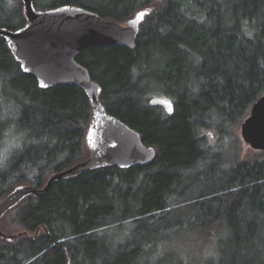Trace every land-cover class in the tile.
Listing matches in <instances>:
<instances>
[{"label":"trees","instance_id":"16d2710c","mask_svg":"<svg viewBox=\"0 0 264 264\" xmlns=\"http://www.w3.org/2000/svg\"><path fill=\"white\" fill-rule=\"evenodd\" d=\"M16 1L0 0V26L26 23ZM34 1L122 23L150 9L134 49L93 47L77 60L101 85L107 111L138 130L156 157L146 166L95 168L27 196L0 221L8 234L28 232L0 237V264H147L164 235L187 224L222 237L220 259L209 264H264V151L242 159L237 133L264 95V0ZM0 89L17 109L4 120L0 107V141L12 127L27 135L0 171V200L19 184L43 187L52 172L90 155L85 91L40 88L3 37ZM153 96L170 98L174 113L150 104ZM125 221L134 223L129 236L115 238ZM174 260L190 264L180 254Z\"/></svg>","mask_w":264,"mask_h":264},{"label":"water","instance_id":"95a60500","mask_svg":"<svg viewBox=\"0 0 264 264\" xmlns=\"http://www.w3.org/2000/svg\"><path fill=\"white\" fill-rule=\"evenodd\" d=\"M21 1L26 23L17 29L0 26V37L6 40L21 70L33 75L40 88L68 84L85 91L92 105V118L86 133L90 155L64 170L52 172L43 187L15 186L0 200V221L27 196L45 195L57 180L104 166H146L156 157V149L144 143L138 130L107 111L101 100V85L77 60L83 51L93 47L120 45L134 49L141 24L150 9L138 10L122 23L74 4L41 9L36 7L34 0ZM149 103L165 107L170 115L174 113V103L168 97L153 96ZM240 135L250 148L264 151V95L255 101L250 114L243 120ZM23 235L28 232L8 234L0 229V237L8 241Z\"/></svg>","mask_w":264,"mask_h":264},{"label":"rangeland","instance_id":"374dc122","mask_svg":"<svg viewBox=\"0 0 264 264\" xmlns=\"http://www.w3.org/2000/svg\"><path fill=\"white\" fill-rule=\"evenodd\" d=\"M12 1L13 3L17 2L16 0ZM49 3L50 0H44L41 5L48 6ZM1 92L2 90L0 89V107L3 114L2 118L4 120H12L15 118L14 115L17 109L10 103V101L3 100L1 98ZM237 133L243 146L242 159L249 158L254 153H259V151L253 150L244 143L240 135V130ZM210 134L212 135L211 141L216 143L218 141L217 136L212 132ZM26 136V132H20L18 128L15 127L7 130L3 140L0 141V171L9 164V158L12 155L13 149H17L16 146H18V143H21L22 139ZM34 173V170H31L28 176L32 177ZM133 226L134 223L132 221H125L120 226L113 228L114 231L111 233L114 234L115 238H117L118 233L119 237L126 238L129 236ZM214 228L215 227H210L211 230H209L207 236L204 235V233L197 227L187 224L181 230L165 234L164 240L161 242L162 244H159L157 247L160 253L158 254L156 249L152 255H149L146 258L147 264H160V258H163L161 256H165L167 258V264H175L176 261L174 259H177L179 254L189 259L190 264H206L207 262V264L211 262L217 263L220 259L219 247L221 245L222 237H216V234H214L216 230ZM3 229L6 230L8 228L3 227Z\"/></svg>","mask_w":264,"mask_h":264},{"label":"snow or ice","instance_id":"6c2138e0","mask_svg":"<svg viewBox=\"0 0 264 264\" xmlns=\"http://www.w3.org/2000/svg\"><path fill=\"white\" fill-rule=\"evenodd\" d=\"M141 15H143V14H141ZM170 111H171V109H169Z\"/></svg>","mask_w":264,"mask_h":264}]
</instances>
